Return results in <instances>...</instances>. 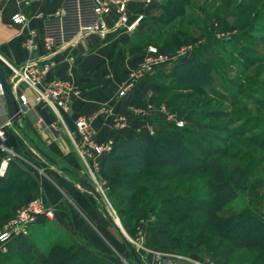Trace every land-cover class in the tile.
<instances>
[{
    "label": "trees",
    "instance_id": "trees-1",
    "mask_svg": "<svg viewBox=\"0 0 264 264\" xmlns=\"http://www.w3.org/2000/svg\"><path fill=\"white\" fill-rule=\"evenodd\" d=\"M188 2L160 0L159 12L146 18L144 31L132 39L129 47L144 51L153 45L167 53L181 42H188L189 35L177 26L160 43L153 36L158 25H171L183 17L182 8ZM208 44H198L195 54L176 61L171 71L164 73L159 67L147 72L135 87L131 104L156 106L157 93L162 95L159 103H164L166 109L173 106L174 97L163 94L170 87L156 81L159 75L189 81L193 91L204 95V86L212 81V69L206 62L201 64L196 55L201 45ZM0 64L3 66L1 61ZM181 74L184 78L179 77ZM148 90L153 93L147 95ZM224 116L222 111L189 108L182 126L161 120L152 133L143 126L130 137L117 140L111 152L100 160V175L112 190L111 203L128 236L133 237L144 220L148 221V240L154 250L181 257L204 256L213 264H233L231 259L242 252L243 264H264V217L250 210L228 212L241 191L251 192L258 183L254 175L263 161L256 154L257 150L264 152V117L258 133L236 135L246 150L233 152L235 148L229 147L227 138L212 136L209 131L214 125L202 121V117ZM34 146L40 149L35 143ZM3 157L0 153V163ZM73 174L79 176L77 172ZM38 193L35 179L20 167L18 160L9 161L0 176V228ZM43 233L38 234L45 250L29 236L19 237L0 255V264H114L97 257L85 245L73 240H51Z\"/></svg>",
    "mask_w": 264,
    "mask_h": 264
},
{
    "label": "crops",
    "instance_id": "crops-1",
    "mask_svg": "<svg viewBox=\"0 0 264 264\" xmlns=\"http://www.w3.org/2000/svg\"><path fill=\"white\" fill-rule=\"evenodd\" d=\"M59 3L60 0H1L0 56L16 67L30 59L44 58L47 53L41 46L35 52L30 53L24 47V40L31 30L36 32L39 39L42 20L53 13ZM159 4L160 0L143 5H138L137 2L131 0L126 11L128 17L131 19L136 13H141L145 18V21L132 31H128L122 25L115 31L104 35L88 34L80 38L72 47H65L48 55V60L53 65L45 77L46 80L68 78L74 87L73 98L64 116V122L68 127L73 128V122L78 116L92 115L101 105H108L113 112L126 115V126L116 130L111 118L103 115L97 116L92 126L98 142L111 139L115 143L119 139L130 137L134 131L143 126L152 129L151 127L156 124L157 120L165 117L163 106L149 105L147 108H140L131 104L134 90L123 97H118V89L100 83L101 72L106 71L105 68L110 65L114 49L122 44L132 52L129 43L136 35L144 31L146 18L150 14H157ZM16 12L25 16L24 25L11 21L12 14ZM115 17L112 15L109 21L112 22ZM70 59H73L72 63ZM136 62L129 67V70L132 71L135 68L138 63ZM3 68L8 74L9 70L4 65ZM13 92L15 97L19 93L25 94L29 101L22 109V116L14 122L8 113L4 96L0 97V127L5 133V145L15 152L18 159L22 160L21 163L19 162L20 167L35 179L38 192L40 191V194L44 195L48 202L56 208L55 220L50 221V224L58 226L60 231L71 240L85 244L92 252L109 258L107 239L110 241L108 236L110 234L99 214L97 205L100 204L97 200L86 196V190H80L73 179V173L79 174L82 170L63 125L56 121V116L49 106L34 102L32 92L25 85H18ZM34 143L39 145L42 152L54 158L58 166L50 164L38 152ZM34 157L45 159L49 163L48 168L45 166L43 168L45 170H42L36 166L32 161ZM66 167L72 170L68 173L69 175L64 172ZM42 231H44L43 226L33 227L29 238L32 239ZM117 247L122 252L119 244ZM157 260L163 264H196L174 257L164 260L156 257L154 264H159Z\"/></svg>",
    "mask_w": 264,
    "mask_h": 264
},
{
    "label": "rangeland",
    "instance_id": "rangeland-1",
    "mask_svg": "<svg viewBox=\"0 0 264 264\" xmlns=\"http://www.w3.org/2000/svg\"><path fill=\"white\" fill-rule=\"evenodd\" d=\"M182 9H184L183 17L176 18L171 25L162 27L158 25V28L156 27L153 32V36H156V41L160 43L166 38L168 32L171 29L174 30L177 26L179 30L190 37L188 42H181L177 48L186 44L195 45L199 40L209 43L200 46L201 48L198 50L196 57L201 64L206 62L210 65L212 81L209 85L204 86L206 91L204 95H201L189 87L191 85L189 81L159 75L156 81L170 87V90L163 94L167 93L174 98H172L173 106L166 109L164 103H159L162 95L156 93V107L163 106L165 114V117H161L156 123L161 120L172 123L175 119L184 121L183 117L189 108H203L204 111H222L226 115L223 118L202 117L203 122L214 125L211 126L213 128H210L211 131H205H209L215 137L227 138L229 147L234 146L235 148L233 152L239 148L244 151L246 145H243L241 138L236 135L242 133L244 137H247L258 133L262 127L261 119L264 117V0H189ZM173 30L171 31L174 32ZM220 33H228L229 37L216 39V35ZM113 52L112 59L109 62L110 65L105 68L106 71L101 68L104 72H101L100 83L117 90L129 77L131 71L129 67L134 65L135 61L140 60L144 51L140 48L131 52L126 45L121 44ZM72 60L70 59L71 63ZM174 65L175 62H168L162 66V71L164 73L171 71ZM179 77L184 78L182 74ZM152 93L151 90L147 91V95ZM149 105L140 108H147ZM168 116H170V119L167 118ZM154 126L151 127L152 131H154ZM148 130L150 131V129ZM256 155L263 158V167L258 166L254 175L258 179L255 190L251 192L241 191L236 200L229 205L228 212L230 213L240 210L243 213V211L250 210L264 217V152L257 150ZM14 159L20 163L22 162L17 157ZM32 161L42 170H45L43 169L45 166L47 168L49 166V163L45 159L42 160V157H34ZM78 161L82 172L79 173L78 177H72L80 190L85 191L79 186L78 181L84 179L89 182V180L79 158ZM64 172L69 175L70 171L66 168ZM60 173L62 174L61 170ZM98 178L99 182H102L103 191L100 200L96 199L90 192L85 191V194L99 202L100 205H97L99 214L111 236L108 235L110 241L107 239L109 258L100 253H93L97 257L114 264H136L128 248V243L135 250L143 264H154L156 257H158L156 253L162 251L154 250L149 244L148 221H140L134 236H128L116 216L114 205L111 203L109 195L112 190L108 182L100 174ZM39 195H41L40 191L37 196ZM43 228V232H45L43 234H48L51 240H61L64 243L71 241L55 224L47 222L43 225ZM121 232H123L125 241L120 235ZM41 238L40 234H36L31 241L45 250L41 245ZM75 242L85 245L78 241ZM118 244L122 252L119 251ZM85 246L89 248L87 245ZM244 256L245 253L238 252L231 259V262L233 264H243ZM182 257L186 262L213 264L204 256L192 254ZM161 258L164 260L163 257ZM250 259L251 256L248 260ZM158 262L163 264L161 261Z\"/></svg>",
    "mask_w": 264,
    "mask_h": 264
},
{
    "label": "built area",
    "instance_id": "built-area-1",
    "mask_svg": "<svg viewBox=\"0 0 264 264\" xmlns=\"http://www.w3.org/2000/svg\"><path fill=\"white\" fill-rule=\"evenodd\" d=\"M130 1L60 0L58 8L42 20V31L39 39L36 32L31 30L24 40V47L30 53L35 52L41 46L47 53L44 58L40 60L30 59L16 67L0 56V61L9 70L7 76L13 91L18 85H25L32 92L34 102L49 106L56 116V121L63 125L73 151L85 168L87 179L100 197L103 196L102 182L100 183L98 178L100 160L111 152L114 142L111 139L98 142L92 122L99 115L110 117L114 129L119 130L126 126L127 117L124 114L113 112L108 105H101L94 114L78 116L73 122V128L68 127L64 122V116L68 112L73 98L74 87L68 79L51 78L46 80L45 77L53 65L48 60V55L74 45L80 38L91 33L106 34L115 31L122 25L128 31H132L143 22L144 15L136 13L130 19L126 12ZM134 1L138 5H143L159 0ZM112 15L116 17L110 22L109 18ZM11 21L15 24L24 25L26 18L23 14L16 12L12 14ZM216 37L223 39L229 37V34L220 33ZM201 42L199 40L195 45L186 44L167 53L159 51L156 46L148 45L137 65L130 72L129 77L119 87L117 96L123 97L134 90L147 72L162 67L168 62L173 63L192 57L195 46ZM3 96L4 93L0 84V97ZM16 100L19 107H25L29 101L23 93L16 95ZM167 118L170 119V116ZM174 123L177 126H182L183 120L175 119ZM150 132H153L152 129ZM0 153L4 156L0 163V176H2L7 163L13 160L16 154L5 145V133L1 127ZM55 217L56 208L42 194L18 208L14 215L0 228V255L7 252L8 244L12 240L28 237L33 227L53 221ZM156 254L164 259L174 257L184 260L181 256L169 253L157 252Z\"/></svg>",
    "mask_w": 264,
    "mask_h": 264
},
{
    "label": "water",
    "instance_id": "water-1",
    "mask_svg": "<svg viewBox=\"0 0 264 264\" xmlns=\"http://www.w3.org/2000/svg\"><path fill=\"white\" fill-rule=\"evenodd\" d=\"M0 84H1L2 89H3L4 99H5V103L7 105V109H8V113L10 115V118L12 121L16 122L17 119L22 116V109L24 107L23 106L19 107L18 102L16 100V97L14 95L11 83L9 81V77L7 76L3 66L1 64H0ZM37 150L50 164H52L54 166H58V163L54 158H52L50 155L42 152L40 149H37ZM78 183L82 189L90 192L96 199L100 200L101 197L96 193V191L94 190V188L90 182L82 179V180H79ZM121 235L124 238L123 232H121ZM130 253H131L134 261L136 262V264H143L140 261V259L138 258L135 250L130 249Z\"/></svg>",
    "mask_w": 264,
    "mask_h": 264
},
{
    "label": "bare ground",
    "instance_id": "bare-ground-1",
    "mask_svg": "<svg viewBox=\"0 0 264 264\" xmlns=\"http://www.w3.org/2000/svg\"><path fill=\"white\" fill-rule=\"evenodd\" d=\"M122 230V229H121Z\"/></svg>",
    "mask_w": 264,
    "mask_h": 264
}]
</instances>
